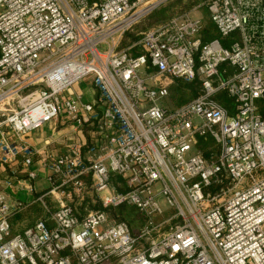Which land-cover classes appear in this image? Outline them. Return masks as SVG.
I'll return each instance as SVG.
<instances>
[{
    "label": "built area",
    "instance_id": "1",
    "mask_svg": "<svg viewBox=\"0 0 264 264\" xmlns=\"http://www.w3.org/2000/svg\"><path fill=\"white\" fill-rule=\"evenodd\" d=\"M168 1L0 0V165H31L25 135L61 113L101 137L46 164L45 216L21 231L28 204L0 192V264H264V0H205L207 40L190 10L120 47ZM176 80L200 92L167 103ZM82 81L95 100L71 92Z\"/></svg>",
    "mask_w": 264,
    "mask_h": 264
},
{
    "label": "crops",
    "instance_id": "2",
    "mask_svg": "<svg viewBox=\"0 0 264 264\" xmlns=\"http://www.w3.org/2000/svg\"><path fill=\"white\" fill-rule=\"evenodd\" d=\"M206 24L211 31L209 36L215 35L210 23ZM71 92L79 95L83 101H93L97 98L96 91L89 81L74 84ZM46 123L50 124L48 130L43 129L45 128L43 124L38 129L28 132L24 137L25 142L35 150L31 165L24 166L20 159L6 166L0 165V192L5 194L10 203L28 204L10 219L13 233L21 231L45 216V212L38 202L40 200L37 198L49 188L47 177L50 171L46 164L59 154L67 153L71 143L98 144L101 141L97 129L89 127L87 124L77 125L74 121L69 120L65 113H61L58 119ZM40 128L43 131H40ZM30 170L36 172L37 176L34 179L27 177V172ZM42 201L50 203L54 200L50 195H45ZM74 201L80 200L75 198Z\"/></svg>",
    "mask_w": 264,
    "mask_h": 264
},
{
    "label": "rangeland",
    "instance_id": "3",
    "mask_svg": "<svg viewBox=\"0 0 264 264\" xmlns=\"http://www.w3.org/2000/svg\"><path fill=\"white\" fill-rule=\"evenodd\" d=\"M205 0H170L166 3H164L161 7L156 9L155 11L148 14L145 18L142 19L140 23H137L133 31H131L130 36L126 40L121 41L120 47L127 46L128 44L132 43L133 41H136L138 39V33L152 27L155 24H158L159 22L165 20L166 18L172 16L175 13H182L185 11H190L195 16H201L205 22H208V13L204 6ZM210 29L207 30L206 36H209ZM106 46L102 45L100 47L101 50H104ZM193 96L189 92V89L183 88V86H178L176 81L172 84L170 88V94L166 100L167 103H171L172 105L181 104L179 103L180 100L187 101L191 99ZM165 102V103H166ZM181 102V101H180ZM51 123V122H49ZM46 123L44 124L43 128L45 131L49 129L50 124ZM43 129H39L40 131ZM198 145V144H197ZM208 149H210V152L214 154L216 152V147L214 145L213 141L209 142ZM202 150V149H201ZM85 199L84 201H72V205L80 212H83L87 209H93L97 207V203L95 201H92L93 195L91 191H87V193H84ZM162 207L164 211L168 212L169 207L162 203ZM116 214H118L121 218H126V220L130 223L132 229L136 231V229L140 226L141 221L138 218V214H136L135 209L128 206H121L116 211Z\"/></svg>",
    "mask_w": 264,
    "mask_h": 264
},
{
    "label": "trees",
    "instance_id": "4",
    "mask_svg": "<svg viewBox=\"0 0 264 264\" xmlns=\"http://www.w3.org/2000/svg\"><path fill=\"white\" fill-rule=\"evenodd\" d=\"M142 21V20H141ZM141 21H139L138 23H140ZM137 24H135L125 35H123L121 37V41L126 40L128 37H132L130 36L131 31H133V29L135 28ZM211 36H205L203 40H207L209 39ZM176 83L178 84V86H183V88H187L189 89V92L191 93V95L194 97L195 95H197L200 92V85L199 82L197 80L191 82V83H183L180 80H176ZM221 100H223V102L226 104V106L230 105V100L226 99V98H221ZM181 101V102H180ZM179 103H183L184 100H180ZM178 105V104H177ZM212 141L209 138H197V144L199 146V148L202 149L203 152V156L205 158H208L210 156V149H208L209 146V142Z\"/></svg>",
    "mask_w": 264,
    "mask_h": 264
}]
</instances>
